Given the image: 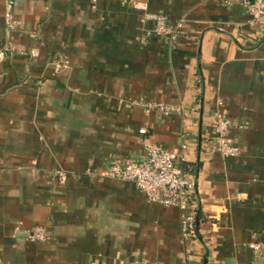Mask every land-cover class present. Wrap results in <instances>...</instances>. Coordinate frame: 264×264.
I'll use <instances>...</instances> for the list:
<instances>
[{
	"label": "crops",
	"instance_id": "crops-1",
	"mask_svg": "<svg viewBox=\"0 0 264 264\" xmlns=\"http://www.w3.org/2000/svg\"><path fill=\"white\" fill-rule=\"evenodd\" d=\"M142 1L16 0L8 30L0 0V264H264V22L240 0H147L182 21L169 42ZM214 113L237 155L207 145ZM146 140L192 170L189 240L177 207L105 174Z\"/></svg>",
	"mask_w": 264,
	"mask_h": 264
},
{
	"label": "built area",
	"instance_id": "built-area-1",
	"mask_svg": "<svg viewBox=\"0 0 264 264\" xmlns=\"http://www.w3.org/2000/svg\"><path fill=\"white\" fill-rule=\"evenodd\" d=\"M146 1L134 4L135 8L142 12L141 20H153L151 31L171 42L178 35L182 21L171 23L163 14L148 12ZM240 1L246 7L251 23L264 22V0ZM15 3L16 0H4V21L8 30L13 29L16 24L13 18ZM149 106L162 113L182 111V107L162 103H152ZM212 116L214 129L213 134L207 138V145L212 146L222 156L237 155L239 148L227 136L233 121L221 113H214ZM140 132H144V129H140ZM144 150L145 155L139 161L130 163H122L119 160L112 161L107 166L105 174L132 181L144 193L148 201L177 207L182 238L189 240L195 237L200 214L191 168H182V155L169 151L158 143L146 140ZM23 231L26 237L31 240L43 241L50 237L42 225H32ZM258 246V243L252 244L255 249Z\"/></svg>",
	"mask_w": 264,
	"mask_h": 264
},
{
	"label": "trees",
	"instance_id": "trees-1",
	"mask_svg": "<svg viewBox=\"0 0 264 264\" xmlns=\"http://www.w3.org/2000/svg\"><path fill=\"white\" fill-rule=\"evenodd\" d=\"M182 167V166H181ZM182 168H184V167H182Z\"/></svg>",
	"mask_w": 264,
	"mask_h": 264
}]
</instances>
